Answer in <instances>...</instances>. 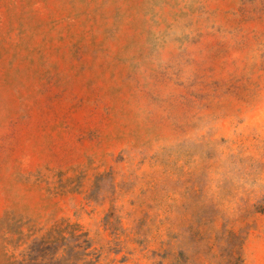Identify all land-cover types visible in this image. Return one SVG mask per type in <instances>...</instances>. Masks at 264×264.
<instances>
[{
  "label": "rangeland",
  "instance_id": "rangeland-1",
  "mask_svg": "<svg viewBox=\"0 0 264 264\" xmlns=\"http://www.w3.org/2000/svg\"><path fill=\"white\" fill-rule=\"evenodd\" d=\"M68 225L96 264H264V0H0V264H83Z\"/></svg>",
  "mask_w": 264,
  "mask_h": 264
},
{
  "label": "trees",
  "instance_id": "trees-1",
  "mask_svg": "<svg viewBox=\"0 0 264 264\" xmlns=\"http://www.w3.org/2000/svg\"><path fill=\"white\" fill-rule=\"evenodd\" d=\"M57 236L54 244L62 250V257H65L61 258L62 260L74 257L83 264H96L97 258L89 252L91 246L86 234L79 233L77 225H68L64 229H59Z\"/></svg>",
  "mask_w": 264,
  "mask_h": 264
}]
</instances>
